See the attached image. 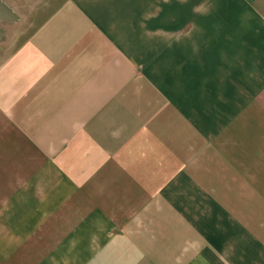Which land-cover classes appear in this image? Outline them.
<instances>
[{"label": "crops", "instance_id": "0c3cea01", "mask_svg": "<svg viewBox=\"0 0 264 264\" xmlns=\"http://www.w3.org/2000/svg\"><path fill=\"white\" fill-rule=\"evenodd\" d=\"M0 264H264V0H1Z\"/></svg>", "mask_w": 264, "mask_h": 264}, {"label": "rangeland", "instance_id": "374dc122", "mask_svg": "<svg viewBox=\"0 0 264 264\" xmlns=\"http://www.w3.org/2000/svg\"><path fill=\"white\" fill-rule=\"evenodd\" d=\"M4 6L5 5H3L0 0V23L3 20L5 21L7 16L10 15L11 17H13V15L15 14L14 11L7 10V8H5ZM4 31L5 28L0 26V36L3 35Z\"/></svg>", "mask_w": 264, "mask_h": 264}]
</instances>
